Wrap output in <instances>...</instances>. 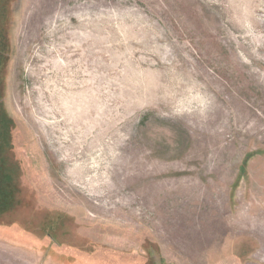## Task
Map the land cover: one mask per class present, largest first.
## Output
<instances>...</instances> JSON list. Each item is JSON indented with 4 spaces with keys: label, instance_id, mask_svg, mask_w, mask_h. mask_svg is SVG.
Returning a JSON list of instances; mask_svg holds the SVG:
<instances>
[{
    "label": "rangeland",
    "instance_id": "rangeland-1",
    "mask_svg": "<svg viewBox=\"0 0 264 264\" xmlns=\"http://www.w3.org/2000/svg\"><path fill=\"white\" fill-rule=\"evenodd\" d=\"M0 175V264H264V0H0Z\"/></svg>",
    "mask_w": 264,
    "mask_h": 264
},
{
    "label": "trees",
    "instance_id": "trees-1",
    "mask_svg": "<svg viewBox=\"0 0 264 264\" xmlns=\"http://www.w3.org/2000/svg\"><path fill=\"white\" fill-rule=\"evenodd\" d=\"M2 181H3V179H2V177H1V175H0V200H1V195H2V193H3V191H4V188L2 187ZM6 200H7V199H5V203H7ZM9 206H10V205L3 206V204L0 202V214L5 213V210H6L7 208H9Z\"/></svg>",
    "mask_w": 264,
    "mask_h": 264
}]
</instances>
